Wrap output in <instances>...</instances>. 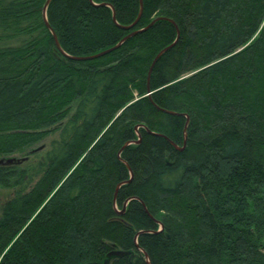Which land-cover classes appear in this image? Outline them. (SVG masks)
<instances>
[{
  "label": "trees",
  "instance_id": "1",
  "mask_svg": "<svg viewBox=\"0 0 264 264\" xmlns=\"http://www.w3.org/2000/svg\"><path fill=\"white\" fill-rule=\"evenodd\" d=\"M47 1L0 0V159L57 133L0 264H264V0H51L63 53Z\"/></svg>",
  "mask_w": 264,
  "mask_h": 264
},
{
  "label": "water",
  "instance_id": "2",
  "mask_svg": "<svg viewBox=\"0 0 264 264\" xmlns=\"http://www.w3.org/2000/svg\"><path fill=\"white\" fill-rule=\"evenodd\" d=\"M51 0H48L47 2H46V5H45V7H44V10H43V18H44V20H45V24H46V26H47V28L52 32V34H53V39H54V42H55V46H56V48L58 49V50H60V52H62V50H61V47L59 46V42H58V40H57V37H56V35H55V33L50 29V26H49V24H48V22H47V20H46V8H47V6H48V4H49V2H50ZM90 2H91V0H89ZM139 2H140V13H141V11H142V6H143V3H142V0H139ZM101 5H103V6H106L105 4H101ZM108 6V5H107ZM112 19H113V21H115V14H114V11L112 10ZM156 20L157 19H155V20H153L146 28H144V29H142V30H138V31H135V32H133V33H131V34H129L128 36H126L123 40H121V42H119L116 46H114V47H112L111 49H108V50H106V51H104V52H102V53H99V54H97V55H94V56H91V57H85V58H80V57H70L71 59H73V60H77V61H80V60H87V59H90V58H94V57H98V56H101V55H103V54H105V53H108V52H110V51H112L113 49H115V48H117L118 46H120L126 39H128L130 36H133V35H135L136 33H139V32H141V31H144V30H146L147 28H149V27H151L155 22H156ZM136 23V21L134 22V24ZM134 24L133 25H131V26H129V27H126V29H130L131 27H133L134 26ZM174 45V43L173 44H171L170 46H168L167 48H165L163 51H161L160 52V54L157 56V58L154 60V62H153V64H152V66H151V68H150V70H149V74L151 73V70H152V68H153V65H154V63H155V61L164 53V52H166L167 50H169V48L170 47H172ZM63 53V52H62ZM148 91V95H150V89H148L147 90ZM139 139L140 138H138V140L136 141V142H134L135 144H138L139 143ZM170 142V144H172L177 150H182L183 148H180V149H178V147H176L175 146V144H173L171 141H169ZM20 162V160H16V159H14V158H9V159H0V165H4V164H6V165H11V164H14V163H19ZM130 177L132 178V173L130 172ZM131 178L127 181V182H125V183H129L130 181H131ZM118 190V189H117ZM116 196V195H115ZM126 206V205H125ZM125 206H124V208H123V210L121 211V212H119V214H123V212H124V210H125ZM161 228H162V226H161ZM142 233V232H141ZM135 246L139 249V250H141L140 248H139V246L137 245V243H135ZM141 252H143L142 250H141ZM129 253L130 252H127V251H121V250H113L112 252H110L108 255H107V257L108 258H110V257H125V256H128L129 255ZM144 254V258H145V260H146V263L147 264H150V261H149V259H148V256H147V254L146 253H143ZM132 258H133V256H129V264H132ZM104 264H109V262H108V260H105V262H104Z\"/></svg>",
  "mask_w": 264,
  "mask_h": 264
},
{
  "label": "rangeland",
  "instance_id": "3",
  "mask_svg": "<svg viewBox=\"0 0 264 264\" xmlns=\"http://www.w3.org/2000/svg\"><path fill=\"white\" fill-rule=\"evenodd\" d=\"M62 50V49H61ZM63 52V51H62ZM57 139V133L51 134L44 141L38 144L32 149L28 150V152L23 154H16L15 156H11L9 158H14L16 160H20L19 165L28 166L29 168L34 167L38 160L42 158L45 151L48 150L50 143L52 140ZM6 158V159H9ZM16 191L14 189H2L0 188V206L5 203L9 198L15 195ZM139 250V249H138ZM141 251V250H139Z\"/></svg>",
  "mask_w": 264,
  "mask_h": 264
}]
</instances>
